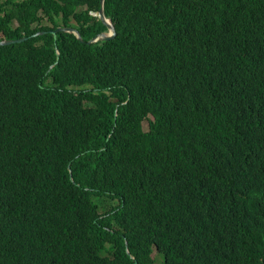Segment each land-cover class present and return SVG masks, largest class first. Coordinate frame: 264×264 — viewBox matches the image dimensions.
<instances>
[{
    "label": "trees",
    "instance_id": "obj_1",
    "mask_svg": "<svg viewBox=\"0 0 264 264\" xmlns=\"http://www.w3.org/2000/svg\"><path fill=\"white\" fill-rule=\"evenodd\" d=\"M99 8L0 0V264H264V0Z\"/></svg>",
    "mask_w": 264,
    "mask_h": 264
},
{
    "label": "water",
    "instance_id": "obj_2",
    "mask_svg": "<svg viewBox=\"0 0 264 264\" xmlns=\"http://www.w3.org/2000/svg\"><path fill=\"white\" fill-rule=\"evenodd\" d=\"M99 1H100V8L97 12V16L106 25L107 31H102V32L97 33L95 36L90 38L87 43H92V42L98 41L100 39L111 38L115 33V27H114L113 23L111 22V20L108 17H106L104 15V12H103L104 0H99ZM48 31L54 36V38H55V35L58 31L70 32V33L74 34L80 42H83V38H82L80 32L78 31V29L75 27H72V26H58L55 29H50ZM45 32L46 31H38V32L33 33L31 36L40 35V34H43ZM27 38H28L27 36H22L20 38H14V39H1L0 45H6V44L15 43V42H22V41L26 40ZM56 53L57 54L59 53L58 49H56ZM57 58H58V56H57ZM68 170L70 172L69 165H68ZM70 179H72L71 175H70ZM125 245H126V243H125ZM127 253H129L128 250H127Z\"/></svg>",
    "mask_w": 264,
    "mask_h": 264
},
{
    "label": "rangeland",
    "instance_id": "obj_3",
    "mask_svg": "<svg viewBox=\"0 0 264 264\" xmlns=\"http://www.w3.org/2000/svg\"><path fill=\"white\" fill-rule=\"evenodd\" d=\"M143 127L146 128L145 122H143ZM93 200L97 201V198H93ZM152 257L154 258V264H162L161 256L157 254L155 251H153Z\"/></svg>",
    "mask_w": 264,
    "mask_h": 264
}]
</instances>
